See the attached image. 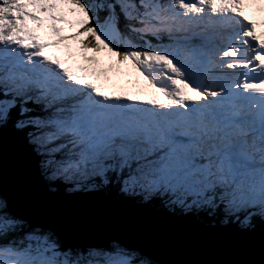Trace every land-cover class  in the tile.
I'll return each instance as SVG.
<instances>
[{
	"label": "snow or ice",
	"instance_id": "obj_1",
	"mask_svg": "<svg viewBox=\"0 0 264 264\" xmlns=\"http://www.w3.org/2000/svg\"><path fill=\"white\" fill-rule=\"evenodd\" d=\"M0 264H264V0H0Z\"/></svg>",
	"mask_w": 264,
	"mask_h": 264
}]
</instances>
